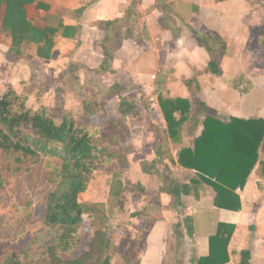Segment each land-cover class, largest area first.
<instances>
[{
  "label": "crops",
  "instance_id": "0c3cea01",
  "mask_svg": "<svg viewBox=\"0 0 264 264\" xmlns=\"http://www.w3.org/2000/svg\"><path fill=\"white\" fill-rule=\"evenodd\" d=\"M25 11L37 27L59 29L64 25L78 31L73 38H64L59 29L48 60L38 58L36 46L26 43L16 55L10 51V35L1 30L2 11L0 79L5 86L12 84L24 91L23 73H29L25 68H39L57 79L74 64L79 77L89 76L110 96L103 106L106 113L111 112L109 119L121 116L119 97L110 92L115 84L137 106V115L125 120L129 137L121 145L128 152V165L122 178L123 209L118 208L129 215L144 210L149 230L138 239L147 222L140 216L129 217L125 235L131 244H141L132 248L136 258L132 264H195L208 254V239L220 222L235 226L226 264H238L242 250L250 254L248 264H264V202L252 204L264 187V139L245 186L236 189L241 198L238 211L214 206V192L206 184L182 195L178 208L173 206V197L160 190L169 178L188 184L195 176L194 170L178 163V152L192 146L206 115L222 121L231 117L264 119V0H35ZM113 20L119 22L111 39V72L98 73L96 69L105 59L102 41L106 37L99 23ZM195 31L216 34L224 42L225 50L218 54L219 74L207 70L210 56L196 40ZM27 53L32 60L26 59ZM79 82L84 83L83 79ZM160 97L189 102L178 141L168 136ZM174 116L178 119L179 112ZM161 132L168 142L163 160L144 172L142 163L158 158L155 146L161 141ZM126 184L134 192H126Z\"/></svg>",
  "mask_w": 264,
  "mask_h": 264
},
{
  "label": "trees",
  "instance_id": "16d2710c",
  "mask_svg": "<svg viewBox=\"0 0 264 264\" xmlns=\"http://www.w3.org/2000/svg\"><path fill=\"white\" fill-rule=\"evenodd\" d=\"M35 0H0L1 30L12 39L10 51L18 55L22 44L36 46V56L50 59L59 33L64 38H73L78 29L73 26L60 25L40 28L28 20L25 6ZM39 8L41 4L37 3ZM168 6V5H166ZM44 7V6H43ZM129 13V12H128ZM129 15V14H128ZM126 15V17H128ZM119 20L100 22L106 31L102 41L105 59L96 69L98 73L111 72L112 38L117 32ZM196 40L210 56L207 70L219 74L220 51L225 50L222 39L211 33L194 32ZM76 66L70 64L67 71H74ZM124 88L115 84L110 92L119 97L120 118L109 120L111 129L110 151L101 145V136L97 127L77 124L66 114L57 115L54 107H32L28 104L25 91L18 90L12 84L5 86L0 94V189H6L14 182L13 174L28 172L32 190L41 194L40 204L44 213L39 221V231L50 233L48 239L39 242L38 249L43 256L30 258L35 238L32 235L26 247L10 250L2 264H112L116 247L105 228L108 220L101 209L97 210L102 219L95 226L90 236V249L75 258H65L62 254L70 251L80 242L79 229L86 214L94 218L92 207L79 200L85 193L100 165L110 164L116 167L109 188V198L121 206L123 204V182L121 176L127 168V151L120 147L129 137L125 124L126 116L137 115V106L121 95ZM91 94H82L84 109L93 105L89 113H100L103 106L97 105L106 92L98 90L94 98ZM96 104H95V103ZM95 105V106H94ZM103 105V104H102ZM159 105L167 123L168 136L178 141L181 126L187 119L189 102L186 99L159 98ZM175 112L180 117L175 118ZM161 141L155 146L158 158L151 163H142V170L150 172L157 162H162V151L167 147L165 132L160 133ZM264 139V119L231 117L222 121L213 115H206L202 121L201 133L193 139L191 147H184L178 152V163L195 171V176L188 184H182L169 178L160 190L173 197V206L181 205V196L196 192L197 185L206 184L214 192L213 204L217 208L238 211L241 207L240 195L236 189L243 188L259 159V150ZM16 165V167H14ZM26 166L25 169L22 167ZM42 176V184H39ZM193 190V191H192ZM13 195L17 190L10 187ZM32 200L27 195L12 198V204L0 205V237L5 235L4 228H14L19 216L32 214ZM112 206V205H110ZM6 212L4 216L3 213ZM140 216L147 222L144 210L134 211L129 217ZM233 224L220 222L216 231L208 239V254L194 261L195 264H226L229 261L228 243L234 232ZM148 222L137 236L141 239L148 232ZM41 239V238H40ZM238 264H248L250 254L247 250L240 252Z\"/></svg>",
  "mask_w": 264,
  "mask_h": 264
},
{
  "label": "rangeland",
  "instance_id": "374dc122",
  "mask_svg": "<svg viewBox=\"0 0 264 264\" xmlns=\"http://www.w3.org/2000/svg\"><path fill=\"white\" fill-rule=\"evenodd\" d=\"M26 59L32 60L30 53H27ZM2 65L4 66V62ZM25 70L29 73H23L25 74L24 77H26V81L22 83L26 84L24 91L27 95L28 104L30 106H51L54 107L57 115L66 114L77 124L88 127H97L101 136L100 144L109 147L108 149L110 151L115 149L110 143L112 137L108 121L111 119H109L108 114H111V112L106 113L103 107V111L100 113H89V111L94 108L93 105L88 107V109H84L82 94L87 91L88 94H91L90 98L92 99L99 90V88L92 83L89 76L88 78H81L77 71L74 70L66 71L65 74L61 72L59 78L56 79L53 78L52 73L44 72L42 70L40 71L39 68H36L35 70L25 68ZM3 71L4 69H1V72ZM79 79H83L84 83H80ZM4 89V80L0 79V94H3ZM109 97V95L103 96L97 105L100 104L101 106H104L106 104L105 101L108 100ZM120 147L122 148L121 144ZM14 167H16V165H14ZM25 167L26 166H23L22 168L25 169ZM115 170L116 167L113 165H100L94 173L87 191L79 195L80 201L88 203L92 207L94 218L92 219L86 214L83 216V223L78 231L80 242H78V244L70 251L62 254L63 257L75 258L90 249V236L95 227L94 225L100 224L99 222L102 219L100 214L97 213V210L101 209L108 218L104 226L112 237L116 247V258L113 264H126L127 262L132 264L135 261L136 258L133 256L135 250H132V248L134 247V249H138L141 244L139 242L131 244L130 241H128L129 238L125 235V227L129 223V214L124 213V211L120 213L118 205L109 198L111 177ZM13 178L14 182L12 181L10 186L6 189H0V205L12 204V198L15 195L17 199L27 195L33 202L32 214L30 216L27 214L19 216L15 221L14 228H4L3 233L5 235L0 237V264H2L5 255L10 250L26 247L29 244L32 235L36 233H39V236L35 238L36 243L32 245L33 249L31 250L29 257L34 259L42 257L43 251L38 249L40 245L39 242H41L42 239L46 240L51 236L50 233L41 232L38 229L39 221L44 213V208L43 205L40 204L41 194H39V191L32 190L31 188L32 184L28 172L23 174L14 173ZM121 178H124V175H122ZM38 181L41 185L42 176H40ZM12 185L13 188L17 190L15 195L10 192V187ZM132 188L134 189L133 186L126 184L124 190L128 193H132L134 192ZM260 190L262 192L261 196H259L256 201L253 199L252 204L254 206L255 204L261 205V203L264 202V187ZM121 209H123V206ZM3 215L5 216L6 212H4ZM128 249H131L132 251L129 252V256L124 257L123 254L126 253L125 251H128Z\"/></svg>",
  "mask_w": 264,
  "mask_h": 264
}]
</instances>
